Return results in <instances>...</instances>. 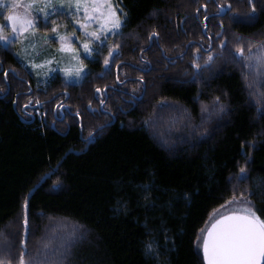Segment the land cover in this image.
Segmentation results:
<instances>
[{
    "label": "trees",
    "instance_id": "16d2710c",
    "mask_svg": "<svg viewBox=\"0 0 264 264\" xmlns=\"http://www.w3.org/2000/svg\"><path fill=\"white\" fill-rule=\"evenodd\" d=\"M111 1L123 27L91 44L79 83L34 85L21 43L0 42L4 264H204L201 230L241 210V192L264 219V68L237 51L264 45V0Z\"/></svg>",
    "mask_w": 264,
    "mask_h": 264
},
{
    "label": "snow or ice",
    "instance_id": "6c2138e0",
    "mask_svg": "<svg viewBox=\"0 0 264 264\" xmlns=\"http://www.w3.org/2000/svg\"><path fill=\"white\" fill-rule=\"evenodd\" d=\"M69 9L74 8V13H79L81 7L85 13V18H88L89 8L87 6L86 0H66ZM38 0H27V3H21V0H13L11 4H2L0 6L7 8L9 14L6 17V23L0 24V42L5 44L11 43L12 36L18 35L26 31L27 29H35L36 20L38 15L33 14V9L35 8ZM65 0H60L59 5L54 4L53 0H43V6L39 8V13H43V18L45 22L50 17L55 16L57 13H61L64 10ZM107 3V0H104ZM249 4H252V0H249ZM206 8V5L204 6ZM228 9L231 10V4L227 5ZM23 8V12L13 11V9ZM219 12H224V5H219ZM253 12L255 11V5L252 4ZM50 9V10H49ZM199 12V9H197ZM92 12H99V16H93L92 20H103L104 22L100 24L97 30L88 31L87 23H81V28L84 31V39L81 42L86 54L91 55L93 52L97 51L96 48L90 47L93 40L101 41L104 43L107 40V36H104L105 31L111 32L113 35L118 34L119 30L123 27V22L121 15H125L123 10H121V15H117V12L112 9L109 5L105 11H101V5L98 0H94L92 5ZM2 15V13H0ZM207 16L205 19L207 20ZM254 17H250L253 19ZM79 22V21H78ZM91 22V21H89ZM53 27L52 31L57 32V27L55 20L52 21ZM11 30V34H5V29ZM59 40L61 42V48L66 51H73L75 49L72 47V41L68 35H60ZM75 36V33L71 34ZM220 35V33H217ZM153 36H158L154 33ZM103 37V38H102ZM77 40L80 37H76ZM226 46L225 42H221V47ZM119 44H113L109 48L108 56L113 57V49H119ZM144 51V49H141ZM237 51L239 55L249 61H254L252 63L246 64L248 68H264V45L256 48L255 52L251 50L249 46L248 56L244 57L245 49L243 47H238ZM199 58V57H197ZM73 59L79 60L78 55H74ZM214 57L209 56L208 60H213ZM114 62V61H113ZM105 65L109 64V59L104 60ZM38 67V65H35ZM84 67L83 61H79L78 67L66 68L64 69L66 75L75 73L77 77H80L82 68ZM199 69V65H195ZM123 83V81H121ZM251 87V85H249ZM98 94L102 93L100 88L96 89ZM217 102L219 97L216 98ZM31 103V101H30ZM36 103H39L37 100ZM105 103L104 99L100 100V104ZM27 107V105L25 106ZM221 110L223 106L220 105ZM80 115L79 112L76 113ZM247 173L245 168L242 166L240 168V175L237 177L238 180H246ZM249 195H254L250 193ZM245 194L240 193L239 199H234L233 203H239L242 205L241 210L232 211L228 214H221L218 219H215L211 226L207 229H202V237L197 239L200 241L199 247L203 252L204 264H264V219L259 217L253 210L250 200L244 198ZM223 207V205L221 206ZM25 230L27 232L28 218L27 214L24 218ZM151 244L148 245V249L151 250ZM25 253H22L19 259V264H25L24 261ZM0 264H4L3 260H0Z\"/></svg>",
    "mask_w": 264,
    "mask_h": 264
},
{
    "label": "rangeland",
    "instance_id": "374dc122",
    "mask_svg": "<svg viewBox=\"0 0 264 264\" xmlns=\"http://www.w3.org/2000/svg\"><path fill=\"white\" fill-rule=\"evenodd\" d=\"M12 2L13 0H0V5L11 4ZM86 2L89 8V15L87 19L85 18L83 6L81 7V11L79 13H74V8L69 9L66 0L64 3L63 12H65L67 15L73 16V18L71 19L72 31L69 32L63 30L58 33L60 35H68L70 37L72 41V47L75 49V52L66 51L61 48V42L59 40L57 32L52 36H49L41 35L35 29H27L26 31L19 33L18 35L12 36V40H17L21 43L20 50L18 51L17 55V61L31 75L34 85L45 84L48 79L55 73L63 74L66 77L67 81L71 83H79L86 74V70L84 67L81 70L80 77H77L74 72L66 75L64 71V69L66 68L78 67L79 61L84 62L85 59L92 58L94 54V52L91 55L86 54L83 47L81 46V42L84 39V31L81 28V23H87L88 31L91 32L97 30L100 27V24H102L104 21L100 19H91L93 16H99V12H92V5L94 3V0H86ZM98 2L101 5V11H105L110 5L112 9L117 12V15H121V10L111 0H107V3H104V0H98ZM21 3H27V0H21ZM53 3L59 5L60 0H53ZM42 6L43 0H38V3L32 10L33 14L38 15V17L43 16V13H39V8ZM13 11L23 12V8L13 9ZM121 19L123 22L122 16ZM9 31L11 34L10 29ZM72 33H75V36H72ZM103 35L107 36L108 38L113 34L109 31H105ZM76 37H80V39L77 40ZM93 43L100 44L101 41L93 40ZM2 44L6 45L3 42ZM90 47H92V45H90ZM74 55H78L79 60L73 59ZM35 65H38V67H36Z\"/></svg>",
    "mask_w": 264,
    "mask_h": 264
},
{
    "label": "water",
    "instance_id": "95a60500",
    "mask_svg": "<svg viewBox=\"0 0 264 264\" xmlns=\"http://www.w3.org/2000/svg\"><path fill=\"white\" fill-rule=\"evenodd\" d=\"M218 15H219V16H222V15H223V12H219ZM202 256H203V252H202ZM203 262H204V260H203Z\"/></svg>",
    "mask_w": 264,
    "mask_h": 264
}]
</instances>
